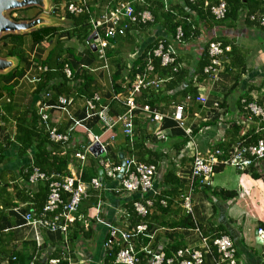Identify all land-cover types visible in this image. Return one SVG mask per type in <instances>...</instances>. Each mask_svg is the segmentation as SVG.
<instances>
[{
  "label": "crops",
  "instance_id": "0c3cea01",
  "mask_svg": "<svg viewBox=\"0 0 264 264\" xmlns=\"http://www.w3.org/2000/svg\"><path fill=\"white\" fill-rule=\"evenodd\" d=\"M84 1L88 11L73 17L65 9V3L55 7L47 0L48 9H40V16L46 19L47 29L58 32L48 33L42 40H35L32 34L35 31L24 34L21 58L8 57L12 48L10 42L0 53V57L13 62L10 70L0 74V260L19 256V261L26 264H48L49 259L59 258L63 251L61 234L33 227L25 218L32 204L27 195L37 194L45 182L33 187L26 181V170L35 167V147L23 155V144L18 137L31 129L36 117L41 121L40 109L47 108L52 125L60 133H66L73 124L72 119H76L90 131L91 137L100 138L107 159L118 161L122 157H133L140 163L155 164L166 170V176L170 175V183L176 184L163 182L169 207L155 203L147 220L152 240H144L138 244V249L158 250L164 246L170 256L177 249H199L201 236L196 230L199 228L210 239L229 237L236 248L238 264H264V244L257 234V229L264 224V163L248 173H240L233 167L221 168L210 187L191 180L196 155L206 156L214 149L229 151L242 139L251 142L253 136L264 138L263 126L240 123L247 117L242 109L244 98L264 108V27L247 18L246 7L238 12L237 19L229 17L209 22L197 15L190 16L185 0H144V3L136 2L135 9L150 13L151 21L135 25L126 36L109 40L105 58H101L99 52L88 45L95 34L105 39V30L95 28V24L125 0ZM209 1L217 3L219 0ZM255 2L260 3L257 11H264V0ZM159 3L163 6L160 9ZM17 15L18 12L15 18ZM166 16L175 18V22L189 16L197 26V37H190L181 44L176 42L171 34L174 22L168 23ZM159 41L170 43L185 76L183 82L169 88L171 80L167 73L156 71L155 76L164 81L162 91L151 90L137 97L135 139L130 144L121 127L107 132L97 118H89L87 101L99 94L102 104L111 106L113 115L123 113L127 90L133 81L131 75L139 68V59ZM210 42L226 44L231 51L222 58L223 67L216 79L206 75L198 81L196 71ZM62 65L72 71L71 78L64 68L59 69ZM42 67H47L49 72L42 73ZM119 69H123L121 76L114 83L113 77ZM88 76L94 83L84 79ZM115 86L123 91L116 94ZM191 89L196 90L194 96L205 97L206 103L187 101ZM47 93L50 98L45 96ZM60 97L73 102L63 110L58 106ZM218 104L221 109L216 108ZM180 105L185 106L182 116L185 127L192 131L190 136L174 119ZM145 106L163 115L164 120L154 122L142 111ZM179 132L185 136L181 137ZM89 141L85 130L79 129L70 136L69 143L56 145L62 155H69V175L80 176L94 159L99 165V160L93 156L84 163L74 157ZM99 168L102 171L100 165ZM100 171L97 178L101 179L103 188L92 190V197L80 208V214L89 220L90 227L71 244L73 264H105L102 247L108 230L98 224V216L105 223L130 229L129 218L121 213L129 210L136 195L114 192L118 183L104 175L101 177ZM221 191L234 196L225 197ZM184 192L192 197L191 215H186L181 207L179 195ZM77 224L83 226L81 222ZM37 242H41V248ZM215 251L205 254L204 264H218Z\"/></svg>",
  "mask_w": 264,
  "mask_h": 264
},
{
  "label": "built area",
  "instance_id": "2783aa9c",
  "mask_svg": "<svg viewBox=\"0 0 264 264\" xmlns=\"http://www.w3.org/2000/svg\"><path fill=\"white\" fill-rule=\"evenodd\" d=\"M186 1L191 5H195L201 0ZM136 2L144 3V0L122 1L105 15L102 20H99L95 24V28L105 30V39H101L98 34H95L92 42H89L88 45L90 47L96 45L101 58H105V50L109 46V40L115 39L118 36H126L135 25L147 24L151 21L150 13L136 12ZM203 2L204 6L210 10L212 16L217 21L226 19L228 6L225 0H219L216 4L211 3L209 0ZM186 7L188 14L194 16V12L188 6ZM65 9L73 16H81L88 11L84 0H73L68 6H65ZM251 19L259 22L264 27V16H253ZM174 40L180 44L184 43V32L181 26L178 27ZM230 51V47H223L219 42H210L208 45L209 64L204 69L205 75L211 79H216L223 67L222 58ZM153 58L160 59L161 66L164 68L172 66L174 67V71L178 69L175 53L170 47L166 48L165 41L158 42L157 48L153 51ZM145 64L144 69L135 75L134 80L127 90V97L123 103L125 107L123 113L113 115L111 113V106L102 104V97L99 94H95L87 101L88 117L97 118L99 124L107 132H113L121 127L130 144L134 143L135 139L134 113L138 109L136 103L137 97L151 90L160 92L164 85V81L155 76L156 70L153 65V59L147 58ZM47 71V67L41 68L42 73H46ZM64 72L68 78L72 77V71L67 66ZM45 96L48 98L51 97L49 93ZM116 99L117 96L114 97V100ZM187 101L205 104L206 98L203 96L188 95ZM72 102L73 100L70 98H58V106L63 110ZM216 108L221 109V105L218 104ZM184 109V105L178 106L174 119L184 129L187 136H190L192 135V131L185 127L182 116ZM46 110L47 108L40 109V117L41 123L49 133V140L53 143H69L70 136L73 133L79 129H84L89 137V144L83 150L75 153L74 157L83 163L88 157H92L90 148L97 142L101 144L100 138L91 137L92 134L90 131L76 119H72L73 124L66 133H60L52 125L50 116ZM142 111L156 123L164 120V116L150 106L143 107ZM245 111L247 117L246 120L240 122L242 125L258 123L264 129L263 107L255 103H249L245 106ZM236 123L238 124V121ZM103 149L105 150L104 146ZM98 160L103 175L111 182L118 183L117 187L113 188V191L116 193L136 195V198L133 199L134 211L138 216L147 220L154 207V199L160 197L163 193L164 186L162 185L167 174L166 170L158 168L155 164L140 163L133 157H122L118 161H112L107 158ZM263 163L264 138L259 139L256 144H249L247 139H242L229 151L214 149L208 152L206 156L196 155L192 164L191 180L195 182L199 181L201 185L210 187L213 185V178L217 168L233 167L238 172L243 173L247 172L250 168H258ZM40 182H50L48 201L44 206L41 216L34 209H31L26 214V221L29 225L36 228L60 232L63 239L62 254L59 258L49 259L48 264H73L70 229L76 222H81L84 227L88 226L89 220H85V217L80 214V208L84 202L92 197L91 191H100L103 188V183L100 178H94L90 183H85L76 174L47 176L38 168L34 167L28 183L34 187ZM28 195L33 197L32 192ZM179 199L186 215H191L192 197L190 193H181ZM167 201L168 199L164 198L161 204L167 206ZM121 214L125 218L129 217L128 211H124ZM96 221L108 230L107 238L102 247L105 257L109 251L118 249L115 256L116 264H204L205 254L211 253L214 249L219 255L218 264H238L236 248L227 236L210 239L204 236L203 232L197 228L196 230L201 236V247L199 249H178L173 256L168 257L164 246L158 250H148L147 248L138 249V244L143 243L144 240H152L147 221L139 224L133 230H125L119 226L105 223L99 216L96 218ZM257 234L260 242L264 244V229L259 227ZM37 245L41 248V242H37ZM16 261V256H11L0 260V264H14Z\"/></svg>",
  "mask_w": 264,
  "mask_h": 264
},
{
  "label": "trees",
  "instance_id": "16d2710c",
  "mask_svg": "<svg viewBox=\"0 0 264 264\" xmlns=\"http://www.w3.org/2000/svg\"><path fill=\"white\" fill-rule=\"evenodd\" d=\"M53 5L55 7L60 6L62 3H65V6H68L73 0H51ZM186 1V0H185ZM218 1V0H217ZM228 6V13H227V18H233V19H237L238 18V12L240 10H242L243 8H248V13H247V18L249 20H251V17L259 15L262 13L257 11L258 9L256 8V6L258 8H260V3L257 4L255 2V0H225ZM187 6L194 12L195 15H197L199 18H203L206 21L212 22V21H217L211 14L210 10L208 8H206L204 6V2L200 1L199 3L195 4V5H191L186 1ZM216 4V3H215ZM160 8H162V3L157 6ZM142 9L141 8H137L136 7V12H140ZM152 13H154V11H151ZM69 14V13H68ZM264 14V11L263 13ZM259 15V16H264V15ZM41 15V12L38 11L36 13V15L34 17H38ZM70 15V14H69ZM170 16V14H168ZM73 16V15H71ZM82 16V15H81ZM73 17H80V16H73ZM165 20L168 23H173L171 26V34L173 35V37L176 35L177 29L178 27H182L183 32H184V42L185 41H189L190 37L196 36L198 35V30H197V26H195L193 21H190L191 18L189 16L187 17H183L180 21H176L175 22V18H168V16L164 17ZM190 18V20H188ZM32 19V18H31ZM16 21H20L21 18H15ZM258 24H260L259 22H257ZM57 33L58 30L57 29H40L38 31L33 32V36L35 37V40H42L44 38V36H46V34L48 33ZM23 39H24V35H8L5 37H2L0 40V53L1 50L6 48L8 46V43L10 42V44H12V48L10 49L9 53H8V57H23L24 55V50H23ZM223 47H227L226 44H223ZM165 45L166 48L170 47V43L165 41ZM158 46V42H156V44L152 45L150 47V49L139 59V68L137 70H135V72L133 71V75H131V78L134 80L135 75L138 72H141L144 67H145V60L147 58H151L153 59V65L155 67L156 71H165L167 73V75L170 77L171 80V84L169 88H173L175 86H177L178 84H180L181 82H183V78L185 76V73L180 71V67L178 62L176 61V66L178 67L177 71H174V67L170 66L167 68H164L161 66V60L157 59V58H153V51L157 48ZM55 50V49H54ZM237 51L236 48H234V51ZM200 64H199V68L196 71V76L198 77V81H200L204 76L206 77L205 73H204V69L208 66L209 64V53H208V49L204 52V56L203 58L200 60ZM65 69L64 65H62L59 69ZM123 69H119L114 77H113V82L115 83L117 79L120 78V73ZM49 72V69L48 71ZM46 72V73H47ZM73 75V74H72ZM76 76H78V74H76ZM50 75L47 77V79L49 80ZM81 77V76H80ZM5 78V77H4ZM85 80H89L90 82L94 83V80L88 76V77H84ZM0 81H1V76H0ZM86 90L89 89V87H85ZM115 88V93L118 94L120 92L123 91V89L118 88L117 86L114 87ZM8 93H10V90H7ZM196 93V90L191 89L190 93L188 92V94L190 95H194ZM92 94V93H91ZM95 95V94H94ZM94 95H92L89 99H91ZM88 99V100H89ZM145 99H149V96H145ZM245 102L242 105V109L244 110L246 116L247 113L245 111V106L247 104H249L250 102L247 99H243ZM39 122H41L37 117L35 118V122L33 123V126L31 127L30 130H26L23 131L22 134L19 135L18 139L21 141V143L23 144V155H25L27 153V150L29 149H33L35 147V154H34V158H35V163L34 166L36 168H38L42 173L46 174L47 176H53V175H58V176H67L69 175V171H68V166L70 163L69 160V155L67 153V155H62V152L60 151V149L57 148L56 145L60 146L61 143H53L49 140V133L46 131L44 125L41 123L39 124ZM20 133L22 131V129H19ZM179 135L181 137H184V133L179 132ZM262 138V137H261ZM261 138H254V136L251 139V142H249L250 144H256L258 142L259 139ZM36 142L38 143L37 145ZM252 168H250L248 172L251 171ZM221 168H217L216 169V173L220 172ZM99 165L98 162L94 159L91 162V165L89 168L87 169H83L82 174L80 175V178L82 181L86 182V183H90L92 179L99 177ZM32 174V168L31 169H27L25 172V179L28 182L30 175ZM169 177L170 175L165 176L164 178V184H170L175 186L176 184H174L173 182L170 183L169 182ZM254 177L258 178L257 175H254ZM178 184V181H176ZM49 185L50 182H45V186L41 189L38 190L37 194H32L33 197H30L29 195H27V198L29 200V202H31V206L30 209L28 210V212L31 209H34L35 212L41 216L43 213V209L44 206L46 205L47 201H48V196L50 193V189H49ZM165 192L162 193V195L158 198L154 199V206L156 202H159L161 204V201L165 198L166 196L164 195ZM221 194L225 197H232L234 195L230 194L229 192H225V191H221ZM231 195V196H230ZM133 200L132 202L129 204L128 206V213H129V220L128 221L130 223V230H133L136 228V226H138L141 223L146 222V219L141 218L140 216H138L133 208ZM167 207H169V204L167 203L166 209ZM27 212V213H28ZM128 220V219H127ZM77 223V222H76ZM75 223V224H76ZM148 223V222H147ZM73 225V227L70 229L71 234H70V239H71V243H75L77 240H79L81 238V235L84 234V231L86 229V227L80 226L79 224L77 225ZM90 224L88 223V227ZM149 225V223H148ZM261 228L264 229V224L260 225ZM150 228V226H149ZM52 232V231H49ZM53 233H58L60 235V232L55 231ZM178 250V249H177ZM176 250V251H177ZM118 252V249H114L111 250L107 253L106 257H105V264H116L115 263V256ZM168 257H171L170 254H167ZM143 257V256H142ZM215 257L219 260V255L218 253L215 251ZM17 261L14 264H26L25 261H19V256H16ZM28 264V262H27ZM65 264V263H62Z\"/></svg>",
  "mask_w": 264,
  "mask_h": 264
},
{
  "label": "water",
  "instance_id": "95a60500",
  "mask_svg": "<svg viewBox=\"0 0 264 264\" xmlns=\"http://www.w3.org/2000/svg\"><path fill=\"white\" fill-rule=\"evenodd\" d=\"M31 7L46 11L48 9V2L47 0H0V40L2 37L10 34L24 35L28 32L48 27L46 19L41 16L31 21H16L6 16L8 12L27 10ZM93 48L95 51L97 50L96 45ZM12 67V61L0 57V74L10 70ZM90 153L96 159H105L107 156L106 151L99 142L91 146ZM100 175L101 177L103 176V171H100Z\"/></svg>",
  "mask_w": 264,
  "mask_h": 264
},
{
  "label": "rangeland",
  "instance_id": "374dc122",
  "mask_svg": "<svg viewBox=\"0 0 264 264\" xmlns=\"http://www.w3.org/2000/svg\"><path fill=\"white\" fill-rule=\"evenodd\" d=\"M40 9L38 8H35V7H31L30 9H27V10H20V11H17L18 12V15L17 17L18 18H21L22 20L24 21H27V20H32L33 17L36 15V13L39 11ZM16 12H8L6 13V16L8 18H11V19H15V14ZM32 18V19H31ZM11 35V34H10ZM4 36V35H3ZM8 36V35H7ZM1 43V42H0ZM1 47V45H0Z\"/></svg>",
  "mask_w": 264,
  "mask_h": 264
}]
</instances>
